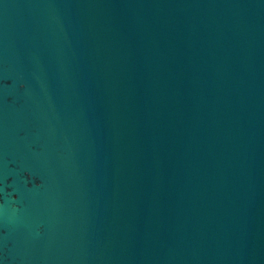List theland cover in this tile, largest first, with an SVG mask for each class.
Masks as SVG:
<instances>
[{
	"label": "water",
	"instance_id": "95a60500",
	"mask_svg": "<svg viewBox=\"0 0 264 264\" xmlns=\"http://www.w3.org/2000/svg\"><path fill=\"white\" fill-rule=\"evenodd\" d=\"M0 264H264V0H0Z\"/></svg>",
	"mask_w": 264,
	"mask_h": 264
}]
</instances>
